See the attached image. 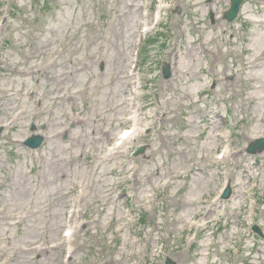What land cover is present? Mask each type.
<instances>
[{
  "label": "rangeland",
  "instance_id": "374dc122",
  "mask_svg": "<svg viewBox=\"0 0 264 264\" xmlns=\"http://www.w3.org/2000/svg\"><path fill=\"white\" fill-rule=\"evenodd\" d=\"M229 5L0 0V264H264V0Z\"/></svg>",
  "mask_w": 264,
  "mask_h": 264
},
{
  "label": "water",
  "instance_id": "95a60500",
  "mask_svg": "<svg viewBox=\"0 0 264 264\" xmlns=\"http://www.w3.org/2000/svg\"><path fill=\"white\" fill-rule=\"evenodd\" d=\"M231 4H230V8L229 10L225 13V18L228 22L233 21V19L236 17L240 4L242 2V0H230ZM169 70H168V66L164 65L163 66V76L164 78H168L169 77ZM2 132V128L0 127V134ZM43 138L40 135H33L31 137H29L24 144L32 149H35L37 147L40 146V144L42 143ZM264 150V138L262 139H258L255 142L251 143V145L248 147L247 152L251 153V154H255V153H259L261 151ZM141 151V150H139ZM229 194V190L227 189V191L223 194V198L228 197ZM256 231H258L255 228ZM165 264H173L172 261H170L168 258L166 259Z\"/></svg>",
  "mask_w": 264,
  "mask_h": 264
},
{
  "label": "bare ground",
  "instance_id": "6f19581e",
  "mask_svg": "<svg viewBox=\"0 0 264 264\" xmlns=\"http://www.w3.org/2000/svg\"><path fill=\"white\" fill-rule=\"evenodd\" d=\"M180 65V64H179ZM59 81V80H58ZM171 99H173V98H171Z\"/></svg>",
  "mask_w": 264,
  "mask_h": 264
}]
</instances>
